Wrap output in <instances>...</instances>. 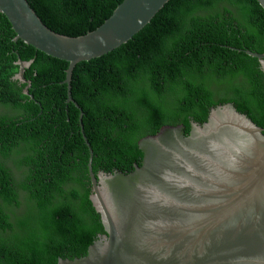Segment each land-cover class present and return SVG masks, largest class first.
<instances>
[{"label":"trees","instance_id":"16d2710c","mask_svg":"<svg viewBox=\"0 0 264 264\" xmlns=\"http://www.w3.org/2000/svg\"><path fill=\"white\" fill-rule=\"evenodd\" d=\"M27 1L49 29L79 37L124 0ZM15 36L0 14V264H58L86 256L105 230L90 200L81 111L67 101L69 63ZM14 50L34 60L30 95L11 80ZM245 51L264 53L256 0H170L127 43L79 63L71 95L93 172H132L140 140L165 126L188 135L219 105L232 103L264 129V74Z\"/></svg>","mask_w":264,"mask_h":264},{"label":"water","instance_id":"95a60500","mask_svg":"<svg viewBox=\"0 0 264 264\" xmlns=\"http://www.w3.org/2000/svg\"><path fill=\"white\" fill-rule=\"evenodd\" d=\"M169 1L124 0L96 30L68 37L49 29L27 0H0L15 42L69 63L67 101L81 111L90 151V200L105 234L86 256L58 264H264V129L232 103L212 108L204 124L191 122L188 135L182 125L165 126L140 140L143 160L130 173L93 172L73 71L127 43ZM245 52L264 74V53ZM33 62L19 59L12 79L25 82Z\"/></svg>","mask_w":264,"mask_h":264},{"label":"flooded vegetation","instance_id":"af4514ba","mask_svg":"<svg viewBox=\"0 0 264 264\" xmlns=\"http://www.w3.org/2000/svg\"><path fill=\"white\" fill-rule=\"evenodd\" d=\"M13 53H15V54H17L18 55V58L20 59V60H22L19 56V54L14 50V52ZM16 63V62H15ZM31 68V67H30ZM29 68V69H30ZM29 69H26L25 70V72H24V74H23V77H24V79H25V82H20V81H14L13 79H11L12 81H14V82H17V84H18V86L22 89V93H23V91L25 90V87H27V85H28V83H30L31 81L30 80H28V79H26L25 78V74H26V71H28ZM18 71V70H17ZM17 71L14 73V75H16L17 74ZM13 75V76H14ZM12 78V77H11ZM28 83H27V82ZM31 84V83H30ZM30 88H31V86H30ZM30 90V89H29ZM3 111H4V109H3Z\"/></svg>","mask_w":264,"mask_h":264}]
</instances>
